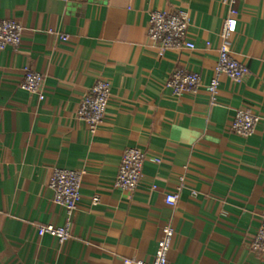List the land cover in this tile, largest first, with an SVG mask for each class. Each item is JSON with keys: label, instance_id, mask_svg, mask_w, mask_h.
Instances as JSON below:
<instances>
[{"label": "crops", "instance_id": "1", "mask_svg": "<svg viewBox=\"0 0 264 264\" xmlns=\"http://www.w3.org/2000/svg\"><path fill=\"white\" fill-rule=\"evenodd\" d=\"M152 10L185 11L195 48L159 55L146 37ZM236 10L229 48L248 74H221L211 101L166 83L175 70L214 77L223 0H0V19L22 26L21 44L0 50V264L149 261L165 225L167 264H262L251 243L264 211V0ZM27 66L44 77L43 100L20 89ZM99 79L110 95L92 134L76 110ZM236 108L257 118L248 138L229 131ZM127 147L144 152L132 192L114 184ZM55 167L83 171L63 243L37 231L67 222L48 187Z\"/></svg>", "mask_w": 264, "mask_h": 264}, {"label": "built area", "instance_id": "2", "mask_svg": "<svg viewBox=\"0 0 264 264\" xmlns=\"http://www.w3.org/2000/svg\"><path fill=\"white\" fill-rule=\"evenodd\" d=\"M238 0H223L226 14L219 31V45L217 48V61L214 65L215 75L206 84L202 85L199 73L175 70L167 87L175 95L184 93L194 94L204 88L210 95L211 101L215 100L218 93L219 76L224 74L230 80L240 83L248 74V69L240 61L236 60L230 52V38L236 31V4ZM189 17L185 11L161 12L152 10L149 13L146 27V37L159 55H163L167 49L193 50L195 44L189 40ZM22 26L15 20L0 19V50L6 47L17 48L21 44ZM66 38V37H65ZM63 38V39H65ZM20 89L35 94L39 100H43L44 77L38 71L28 66L24 68V76L20 83ZM110 84L107 80L99 79L87 90L81 98L76 110V117L82 121L90 133H95L106 115ZM256 116L246 108H236L229 125V131L242 138L250 137L256 127ZM144 152L138 147L125 148L118 172L115 186L122 191L132 192L142 178L144 166ZM83 171L55 167L52 169L48 180V187L54 192V201L61 205L67 216L64 226L53 224H40L37 231L40 236L51 235L63 243L71 235L69 218L76 209L80 199V184ZM182 179V178H181ZM179 200V188L174 192L166 193L164 202L168 206H176ZM98 197L92 198L96 203ZM174 230L170 225L161 229L153 258L149 261L124 258L123 264H167V253L170 247ZM251 248L263 256L264 264V211L261 215L259 227L251 243Z\"/></svg>", "mask_w": 264, "mask_h": 264}]
</instances>
